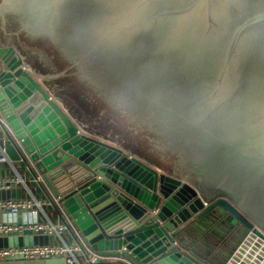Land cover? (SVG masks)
Masks as SVG:
<instances>
[{
    "label": "water",
    "instance_id": "water-1",
    "mask_svg": "<svg viewBox=\"0 0 264 264\" xmlns=\"http://www.w3.org/2000/svg\"><path fill=\"white\" fill-rule=\"evenodd\" d=\"M0 117L11 162L100 257L264 264V0H0Z\"/></svg>",
    "mask_w": 264,
    "mask_h": 264
},
{
    "label": "built area",
    "instance_id": "built-area-1",
    "mask_svg": "<svg viewBox=\"0 0 264 264\" xmlns=\"http://www.w3.org/2000/svg\"><path fill=\"white\" fill-rule=\"evenodd\" d=\"M16 185L22 186L25 196L0 198V214L2 215L0 218V233L9 234L26 228L33 232L54 235L57 237V241L44 244L0 246V260L63 257L64 264H81L79 256L83 255L87 264H94L98 261L100 256L84 242L82 237L81 242H67L64 240L63 232L65 230H76L72 221L62 209L63 215L61 218L52 219L48 216L44 209L47 200L39 198L33 193L26 179L11 162L0 143V191L11 190ZM19 213L28 214L27 218H24L20 223L14 218L9 220L6 217L7 214L16 215Z\"/></svg>",
    "mask_w": 264,
    "mask_h": 264
},
{
    "label": "crops",
    "instance_id": "crops-1",
    "mask_svg": "<svg viewBox=\"0 0 264 264\" xmlns=\"http://www.w3.org/2000/svg\"><path fill=\"white\" fill-rule=\"evenodd\" d=\"M3 45H11V44H3ZM17 50V49H16ZM18 52V50H17ZM18 54L21 56V54L18 52ZM22 57V56H21ZM36 78V77H35ZM37 79V78H36ZM38 80V79H37ZM80 129V128H79ZM33 144V143H32ZM34 145V144H33ZM46 146V145H45ZM44 146V147H45ZM62 156H68L66 151H61ZM68 159H65L64 161L60 162L55 168H61L63 164H67L69 162H73L76 160L73 157H67ZM78 166L85 168L86 171H89L91 173H94L95 169L86 168L81 164V162L77 163ZM14 165L18 168L21 175L24 176V178L27 181L28 186L33 190V193L39 197L44 198L47 200V203L44 205V209L47 212L48 216L52 219L61 218L63 215V212H61V208H55L48 197L45 195L41 187L38 185L34 177L31 175V173L23 168L22 163H14ZM5 167V166H3ZM70 167V165H69ZM66 169H62L63 177L66 178V181H69L71 179L70 173L64 172ZM77 169L72 170L71 173L77 176V178H82L85 174L80 175L79 172H76ZM72 183V182H71ZM49 192V190H48ZM17 197V196H25V191L23 190L22 186L16 185L11 190H4L0 191V198H6V197ZM123 209V208H122ZM125 216L128 219V221L131 223L136 222V219L133 218L130 214H128L127 211L124 210ZM65 215V214H64ZM27 213H19L16 215L7 214L6 217L10 219H15L17 222H22L24 218H27ZM2 215L0 214V218ZM124 228V227H123ZM122 228V229H123ZM63 238L67 242H75V241H82L79 231L76 230H65L63 232ZM57 237L54 235H46L39 232H33L29 229H23L17 232H12L9 234L0 233V246H12V245H27V244H44V243H52L56 242ZM123 249V247H122ZM155 250V249H154ZM149 255L152 254V252L148 253ZM81 264H87L85 261V256L80 255L79 256ZM46 259H22V258H11V259H3L0 260V264H46ZM94 264H119L117 262L116 258H109V257H100L98 261Z\"/></svg>",
    "mask_w": 264,
    "mask_h": 264
},
{
    "label": "trees",
    "instance_id": "trees-1",
    "mask_svg": "<svg viewBox=\"0 0 264 264\" xmlns=\"http://www.w3.org/2000/svg\"><path fill=\"white\" fill-rule=\"evenodd\" d=\"M37 39L40 42H43L46 51H48L49 56H51L52 60L57 65V67L60 70H62V72H65L68 75V78L70 79L71 83L75 85L81 92L86 94L89 97V99L93 100L95 104L98 103L105 110L108 109V111H112L114 114H117L119 117L121 116V118L124 119L130 126H134L136 128L135 130H137L138 132L142 133V135L153 140L151 136L144 129L137 127L135 124L129 122L124 116L113 110L95 92H93V90L83 80L79 79L75 74L74 69L69 67V63L67 62V60L53 47V45L51 44V42L48 40L47 37H45L44 35H40V37H38ZM61 101L64 102L62 99ZM67 112L69 116L77 123L78 122L76 118L77 115L73 111H70V109H68Z\"/></svg>",
    "mask_w": 264,
    "mask_h": 264
},
{
    "label": "rangeland",
    "instance_id": "rangeland-1",
    "mask_svg": "<svg viewBox=\"0 0 264 264\" xmlns=\"http://www.w3.org/2000/svg\"><path fill=\"white\" fill-rule=\"evenodd\" d=\"M9 44H11V46H13L14 47V45L12 44V43H9ZM15 48V47H14ZM16 49V48H15ZM122 148V147H121ZM123 149V148H122ZM126 151V150H125ZM129 153V152H128ZM131 154V153H130ZM150 164V163H149ZM152 165V164H151ZM154 166V165H153ZM156 167V166H155ZM156 168H158V167H156ZM159 169V168H158ZM160 170V169H159ZM160 171H162V170H160ZM165 172V171H164ZM168 173V172H167Z\"/></svg>",
    "mask_w": 264,
    "mask_h": 264
}]
</instances>
